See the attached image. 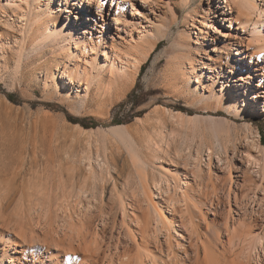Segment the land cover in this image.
<instances>
[{
    "label": "rangeland",
    "instance_id": "obj_1",
    "mask_svg": "<svg viewBox=\"0 0 264 264\" xmlns=\"http://www.w3.org/2000/svg\"><path fill=\"white\" fill-rule=\"evenodd\" d=\"M221 1L220 5L223 6L225 0ZM132 2L142 15L137 21H140L144 26L149 25V19L153 20V13L166 20H170L172 16L167 2L169 5L177 7L175 16L177 25L174 27L173 38L179 35L187 42V46L184 47V68H182L183 59H176L172 55V40L166 39L157 43L154 51L143 64L145 67L142 74L140 72L136 75L130 74L117 82H112L107 72L100 69L98 61L103 62L105 60L102 55L96 61L92 57L93 55L89 54V59L87 58V60L90 63H84L74 58H67L65 52L59 51L57 48L43 49L42 51L29 53L26 57L22 58L20 60L19 72H16L15 63L17 55H10V53L2 54L0 51V195L2 194L1 198H5L0 199V205L7 206L1 208L3 210L0 209V212L2 211L0 213V222L4 220L10 222L13 220L15 224L18 222L16 225L24 224V230H26L25 232L30 237L35 238V236H38L36 238L42 240L45 234L53 235V238L55 237L54 240H57L64 237V234H69L66 231L67 228L64 226L66 223L64 224V222H66L67 216L70 213L71 215L73 214L72 217L75 220H78L80 215L81 217L87 215L90 217V229H92L90 231H96L95 233L100 235V230L103 228L105 230L104 235H101L99 239L100 241L102 240V243L100 242L102 250L105 249L107 251V249H111L112 251V247H114L117 241L111 233L116 235V232L119 231H124L125 233L127 228L131 231L135 229L132 221H127V223H123L122 225V211L126 209V213H133V216L141 220L146 215H150L149 195L154 198V202L157 203L159 200L157 199L156 188L153 186L155 185L154 182L161 180L163 171L166 172L167 169L173 172L174 168H183V157L186 152L184 149L189 148V150L194 152V150L199 148L202 170L204 171L202 175L205 180L204 184H207L204 190L210 193L209 196L214 197L211 184L215 181V176L219 178V181L216 183V194L220 199L221 205L217 214L218 216L214 215L215 223L219 227L224 225L227 216V206L229 205L227 196L225 195H227L229 190L230 193L235 191L238 198H242L241 203L243 202V205L241 206L245 209L247 208V211L244 212L245 209L241 210L242 212H238V215H234V217L240 219L251 217L253 219V221L251 220L252 228L254 227L253 231L256 234L263 233L264 173L262 174L261 171H264V162L260 159L261 152L264 150V115H261L263 105L260 107L255 106L256 112L254 114L256 117L251 118L250 115L251 119L249 118V122L235 120L233 115L229 114L225 109V99L228 97L236 99L237 97L235 87H229L232 83L226 82V76H232L237 82L246 80L245 82L256 85L261 78L260 74L263 72L259 71L258 73L257 71L250 70L247 67V60H245L246 65H239V62L235 64L230 59L226 67H224V77L217 76L214 73L213 75L212 72L203 68L211 63L208 57L217 59L214 49L218 44H221V37L219 38L214 31V23H216L221 31L228 33L230 31V35L235 36L238 32L232 28L226 29L227 27L225 28L224 26H228L227 22H222L221 20L217 22V17H213L215 15L213 7L209 11L210 16H204L201 6L207 8L208 0H194L189 9L186 10L179 5L180 0H145L146 4L142 3V5H139V0H133ZM58 4L59 0H52L50 2L49 6L54 10V13L49 17L44 16L45 21H50L48 18H51L55 22L65 20L64 17L67 13L63 12V10L62 12H58ZM109 5L110 0H107L99 12L103 16L104 22L97 16V8L92 6L89 13L93 20H91L92 22L90 21V24L94 25V27L88 30L92 32V37H95L96 34H99L97 30L101 31L100 26H102L103 22L106 47H110L112 43H115V46L118 48L125 49L123 48L125 44L130 42L129 33L119 32L115 29L113 19L116 6L111 5L112 7L109 8ZM60 6L73 13L70 16L72 24L75 21V17H81V13H84L81 8L70 5L67 0H64ZM130 9L128 6L124 15L128 20L131 19L129 15ZM188 12L194 18V26L201 28L204 34H199L192 26H188L189 28H187L188 23H192L190 20H188V23H185ZM199 14L202 15V18L198 17ZM196 20H204L205 24L201 26ZM190 27L200 38L202 37L200 39L201 44L197 45L202 52V61L196 62L193 60L195 55H191V46L195 44L188 40L184 33L185 31H189L192 40L195 39L196 35L188 30ZM232 27L236 28L237 25L232 23ZM0 33L7 34V31L3 27H0ZM132 36L136 39L137 33H133ZM148 45L149 42L144 43L142 50L147 52ZM187 58H192L195 70L203 71L199 84L205 87L204 91L196 88L195 79L189 74ZM158 59H161L160 63H156ZM6 60H10L11 63L7 65L5 63ZM60 61L65 62V64H71V67H76L79 64L83 68L86 67V69L92 70V74L86 77L88 82L81 80L83 85L77 83L71 86L63 78L62 69L59 68L58 71L54 70L57 67V62ZM242 72H245V75H242ZM52 73L56 74L55 78L58 82L53 80ZM99 74L103 78H100ZM176 78L182 80V82H178ZM86 82L88 83L87 92H85ZM220 82H223L225 93L224 91L222 93L217 91L221 84ZM78 89L79 92L77 91ZM262 91L264 90L262 89ZM132 92L135 93L132 94L130 101L127 102L126 98ZM7 95L11 96L14 102L9 101ZM242 98L243 94L240 97L238 96L240 105H242ZM259 100L262 102L263 98L260 97ZM132 101H135L137 106L132 107ZM251 101H246V104L249 106ZM195 115L204 116V118L211 116L227 119V123L232 126L233 135L237 138L236 142H234L236 143L235 146L231 143L227 144L229 157H231L233 148L236 147L237 150L247 151L252 154L253 158L260 159L262 168L259 169V172H256L253 161L246 166L247 176H251L250 178L253 179L252 181L257 184L255 186L259 189L255 195L258 198L261 197L260 199L263 200L260 208L257 206V198L254 196V186H250V188L248 185H244L242 177L238 178V182L243 184L241 188H236L233 184L229 189L230 180L228 171L225 169L220 171L216 164V156L219 155L223 158L224 153L221 151L222 149L215 148L214 144H212L214 154L210 167L212 180L209 179L207 147L201 144L202 137L200 133H204V136H207V140L210 143L211 135L207 134L206 131L208 122L199 120L196 122L197 124H194L192 119L188 120L187 116L194 117ZM69 118L82 120L83 124L93 127L84 128L80 124L71 122ZM118 125H123L126 132H131L137 136L142 154L148 163L146 168L142 169L144 173L135 166L134 161H131L132 159L128 150H126L120 141L121 135L110 133V128ZM246 125L249 127V130L245 128ZM161 130L163 134L160 138L158 134ZM184 132L189 135L186 144L180 138V134L184 135ZM193 132L197 134L193 136ZM256 132L259 133V144L256 143ZM171 133L174 136H171ZM117 134L118 136H116ZM156 142L160 147L158 149L159 154L155 157L151 145ZM253 142L259 147L257 146L256 148L255 145H252ZM159 157L163 161H159ZM233 159L234 163H237L236 159ZM223 162L224 160L221 163ZM89 163L98 173H100V170L97 167L101 163H105L108 167L100 173L103 179L96 182L95 188H92L90 178L89 180H85L88 177L86 175V168ZM139 175L142 177L141 179ZM142 175H145V178ZM239 175H241L239 172L237 173L235 170L231 171L230 177L232 182ZM224 178L226 182H224ZM82 180L86 181L85 185L87 186H84L85 188H82V192L80 191V193L77 192V189L81 186ZM141 180L145 181V184L142 183L143 181L140 182ZM100 181L102 183H99ZM141 183L144 186L141 185L142 188L140 186ZM70 188L71 191L68 192L67 190H70ZM88 191L91 192L88 193ZM67 196L68 198H66ZM65 199L66 201H64ZM1 200L3 203H1ZM35 201L36 203L34 204ZM60 201L68 203L66 204L67 207H65L66 205L63 202L64 207L62 208L63 205ZM47 202H50L48 205L51 207V210H49L51 212L46 208L48 206ZM233 204L232 198L230 201V211L232 214V210L236 209ZM123 207L125 209L122 210ZM251 208L254 209L253 212ZM71 209L75 210L71 211ZM67 212L70 213L67 214ZM2 214L4 217H2ZM47 214L50 216H47ZM20 215H22L21 219H19ZM151 215L150 218L154 220L155 217ZM166 215L169 216L167 213ZM6 217H8V220L5 219ZM130 217L132 218L131 215ZM205 218L206 220H211L213 219V214L207 213ZM16 219L19 221H16ZM20 220L24 222L22 221L21 223ZM13 221L11 222L13 223ZM12 226L15 225L11 224L9 229ZM198 230L203 233L205 231V223H200ZM47 232L49 233L47 234ZM110 236L111 238H109ZM125 237H122L119 241V251L125 249L127 243L128 246L132 245L129 237ZM6 238V236L1 238L0 235V253H2L1 250L4 248L3 240L5 241ZM12 238L9 236L7 240L10 241ZM221 239L225 240V237L221 235ZM184 244L187 245V243ZM254 245L246 253V258L248 259L246 264H264V247L257 245V243ZM218 250H220L219 247ZM52 252L55 253L56 251L52 250ZM132 253H134V250H132ZM16 255H20V253ZM200 255L202 258V250H200ZM258 255L260 256L259 258ZM39 257L44 258L45 262L49 263V256L46 255L45 257L42 255Z\"/></svg>",
    "mask_w": 264,
    "mask_h": 264
},
{
    "label": "bare ground",
    "instance_id": "obj_2",
    "mask_svg": "<svg viewBox=\"0 0 264 264\" xmlns=\"http://www.w3.org/2000/svg\"><path fill=\"white\" fill-rule=\"evenodd\" d=\"M106 1L107 0H67L70 5L79 7L84 12L81 13V17H75V21L72 24V22H70V16L73 13L60 6L64 0H59L57 11L62 12L63 10V12L67 13V15L64 17L65 20L57 22L51 20V18H48L50 21L44 20V16L49 17L54 13V10L51 8V6H49L52 0H0V27H3L7 31V34L0 33V51L2 54L10 53V55H17V61L15 63L16 72H19L20 60L22 58L26 57L29 53L42 51L43 49L57 48L59 51H64L67 58H74L77 59V61H83L84 63H90V61L87 60L89 54H91V56L93 55L92 57L95 58L96 61L99 60L98 57L102 55L104 56L105 60L103 62L98 61L100 64V69L107 72L112 82H117L121 78H124L130 74H138L142 65L148 60L150 54L154 51L157 43L166 39L172 40V55L176 59H183L182 68H184V47L187 46V42L184 41V38L182 39L179 35L173 38L174 27L177 25V19L175 18L177 9L176 6H171L167 2L172 16L170 20H166L163 17L153 13V20L149 19V25L144 26L140 21H137L142 15L132 2L133 0H110L109 8H111L113 5L116 6V12H114L113 19L115 22V29L119 32L129 33L128 35L130 36V42H127L126 44L124 43L125 47L123 48L125 49H120L115 46V43H112L110 47H106L103 28L104 18L99 13L102 5L105 4ZM192 1L194 0H180L179 5L186 10L189 9ZM220 2L222 3L221 0H208L207 8L202 7L201 4L199 5L201 6V9L203 8L202 12L204 13L205 17L210 16L209 11L213 7L215 13L213 17H217L216 21L218 22L221 20L222 22H227L228 26H224L225 28L227 27L226 29L232 28L238 32L235 34V36L230 35V31L229 33L226 31H221L216 23H214V31L217 33L219 38L221 37V44H218V46L214 49L217 54V59H211L208 57L211 65L207 64V66H204L203 68L207 69L209 72H212V74L214 73L215 75L217 74V76L224 77V67H226V64L230 61V59L233 60L235 64L239 62V65H246L245 60H247V67H249L250 70L257 71L258 73L259 71L263 72L260 74L261 78L256 85L245 82L246 80L237 82V80H235V78L232 76H226V82L232 83L229 85V87H235L237 97L236 99L232 97L226 98L225 109L229 114L233 115L235 120L249 122L250 115L251 118L256 117L254 113L256 112L257 106L260 107L263 105L261 115H264V91H262V89L264 90V0H225L223 6L220 5ZM142 3L146 4L145 0H139V5H142ZM92 6L97 8V16L101 18V21H103L102 26H100L101 31L97 30V33L99 34H96L95 37H92V32L88 30L94 27V25L92 26L90 24V21L93 20L89 13L91 12ZM128 6L131 8V12L129 13L131 16L130 20L126 19V16L124 17L126 14L125 10L128 8ZM198 17L202 18V15L199 14ZM186 18L187 19L185 20V23H188V20L192 22L188 23L187 28H189L188 26H192L198 31L199 34H204L201 28L194 26V18L189 14V12L188 15H186ZM197 22L201 26L205 24L204 20H199ZM232 23H235L237 27H232ZM188 30L196 35V38L192 40L189 31L184 32L187 39L195 44L191 46V55H195L193 60L196 62L202 61V52L197 46L201 44L200 39L202 37L200 38L198 34L195 33V31H192L191 27ZM133 33H137L136 39L134 36H132ZM203 39L205 40V38ZM148 42L149 45L147 52H145L142 50V47L144 43ZM191 59L192 58H187L189 74L194 77V83L197 84L196 88H200L202 91H204L205 87L199 84L201 82L199 79L202 78L203 71L195 70V65ZM160 62L161 59L156 60V63ZM5 63L8 65L11 63V61L6 60ZM56 65L57 67L54 70L58 71L59 68L62 69L63 78L67 80L71 86L77 83L83 85L81 80L88 82L86 77L92 74V70L88 68L86 69V67L83 68L79 64L76 67H71V64H65V62L60 61L57 62ZM241 71H243V69H241ZM244 73L245 72H242V75H245ZM55 75V73H52L53 80H56ZM99 77L103 78L102 75ZM176 80L178 82H182V80H178L177 78ZM87 82L85 84V92H87ZM220 83L221 84L219 85L217 91L222 93L224 91L223 82ZM77 91L79 92V89ZM225 92L226 91H224V93ZM242 94V105H240V102H238V96L240 97ZM260 97L263 98L262 102L259 100ZM249 100L252 101L248 106L246 101ZM167 113H169V111H167ZM187 117L188 120L192 119L194 124H197L196 122L199 120L208 122L206 131L207 134L211 135V143L207 140V136H204V133L201 131L200 136L202 137L201 144L207 147V166L209 168V179H211L210 167L214 154L212 144H214L215 148L222 149L221 151L224 153L223 158L219 155L216 156V164L218 165V169H220V171L222 169L228 171L230 180L229 189L233 184L236 186V188H241L243 184L238 182V178L242 177L244 185L246 184L249 187L254 186V196L257 198V206L260 208L261 202L263 200L260 199L261 197L258 198L255 195L256 191L259 189L257 186H255L257 184L252 181L253 179L250 178L251 176H247L246 166L251 161H253L256 172H259V169L262 168L261 161L263 160L264 162V150L261 152V161L260 159L257 160L256 158H253L252 154L247 151L237 150L236 147L233 148L231 157H229L227 144L231 143L235 146L236 143L234 142H236L237 138L233 135L232 126L227 123L226 118H214L211 116L204 118V116L199 115ZM245 128L249 130L247 125ZM111 132L112 134L118 133L119 136L121 135L120 141L125 146L126 150H128L132 159L131 161H134L135 166L140 170L145 169L148 163L142 154L137 136L131 132H126L123 125L111 127L110 133ZM197 133L193 132V136ZM118 134L116 136H118ZM162 134L163 131L161 130L158 134V137L161 138ZM171 136L174 135L171 133ZM255 137H257L256 143L259 144L258 132L255 133ZM180 138L184 144H186L189 135L184 132V135L182 133L180 134ZM149 142L151 141L149 140ZM254 142L252 145H255L257 148L258 145L256 143L254 144ZM159 147L160 146H158L157 142L151 145V149L155 157L159 154ZM184 151L186 152L184 153L183 157V168H174L173 172L167 169L168 172L166 170V172L163 171L161 180L154 182L155 185L153 186L156 188L157 199H159L156 203L154 202V198L149 195L151 207V212L149 213L153 214L150 215L155 217L154 220L150 218V215H146L145 218L142 217L144 219L141 220L140 218L133 216L132 212V214L126 213V209L124 207L122 208V210L125 209L122 211V225L123 223H127V221H132V225L135 227V229L131 231L127 228L125 233L124 231H119L116 232V235L111 233L112 236H115L117 241L114 247H112L113 252L111 249H107V251H105V249L102 250V240L100 241L99 239L101 238V235H104V228L100 230V235L95 233L96 231L92 232L90 231L92 229H90L89 216L83 215V217H81L80 215L78 220H75L72 217L73 214L71 215L70 212H67V214L70 213V215L67 216L68 219L66 222H64V224H66L63 225L67 228L64 229H66L69 234L65 231L67 234H64V237L57 240H54L55 237L53 238V235L51 236L45 234L43 235L44 239L42 240L40 238H36L38 236H35V238L30 237L25 232L26 230H24V224L16 225L18 222L15 224L13 220H11L13 223L11 221L6 222L5 220L0 222L1 238H4V236L7 237L5 241L3 240L4 248L1 250L2 253H0V264H246L248 260L246 258V253L252 245L253 246L251 248L255 246V243L261 247H264V232L262 231L263 233L256 234L253 231L254 227L252 228L251 225L253 219H251V217H244L243 219L234 217V215H238V212L244 210L245 208L241 206L243 205V202L241 203L242 198H238L235 191L230 193V190L227 195H225L227 196L229 203L227 206V216L225 223L221 227L215 223L214 215L216 216L219 213L221 205L220 199L216 194V183L219 181V178L218 176H215V181H213L211 184L214 197L211 195L209 196L210 193H207L206 190H204L207 184H204L205 180L202 175L204 171L202 170L199 148L194 150V152L189 150V148L186 150L184 149ZM86 156L85 158H87ZM233 158L236 159L237 163H234ZM159 159V161H163L161 160V157H159ZM223 160L224 162L221 163ZM92 167L90 163L87 165L86 175H88V177L85 178V180H89L90 178V183L92 184L91 186L92 188H95L94 186L96 182H98L100 179H103L100 173L103 171V169H107L108 167L105 163H101V165L97 167L100 170V173H98V171ZM233 170L241 174L236 176L237 178L234 182H232L230 177L231 171ZM261 172L262 174L264 173V171ZM143 177L145 178V175ZM141 178L142 177H140V179ZM85 180H82L83 184L81 181V186L77 189V192H82V188L87 186L85 185ZM142 181L143 180L140 182ZM224 182H226L225 178ZM99 183L102 182L100 181ZM142 183L145 184V181ZM207 188L209 189V187ZM67 191L70 192L71 188ZM89 192L91 191H88V193ZM1 196L2 194L0 195V199H3L4 197L1 198ZM68 196L66 198H68ZM69 197L71 198V196ZM30 198L28 199V202ZM232 198L234 202L233 205L236 208L235 210H232L233 214L230 211V201ZM64 201H66V199ZM63 202H61L63 205H61L62 208L64 207ZM1 203H3V201ZM48 203L50 204V202H47V205ZM66 204L68 203H65V205ZM3 207L7 206L2 205L0 209ZM65 207H67V205ZM46 208L48 211L51 210L50 205H48ZM246 209L244 212L247 211ZM73 210L75 209H71V211ZM253 210L254 209L251 208L252 212ZM0 213H2V211ZM166 213L169 216H167ZM207 213L213 214V219L206 220L205 215ZM3 214L2 217H4ZM48 214L47 216H50ZM21 216L22 215H20L19 219L22 218ZM5 219L8 220V217ZM17 220L18 219H16V221ZM22 221L20 220L21 223ZM200 223H205V231L203 233L198 230ZM11 224H14L15 226H12V228L9 229ZM48 233L49 232H47V234ZM221 235L225 237V240L221 239ZM9 236L13 237L10 241L7 240ZM124 236L129 237L132 245L128 246L127 243L125 246L126 248L122 251H119V241ZM109 238H111V236ZM184 243H187V245ZM218 247L220 250H218ZM52 250L56 252L53 253ZM132 250H134V253L131 254ZM200 250H202V258L200 255ZM18 253H20V255H16ZM42 255L45 257L46 255L50 257L49 263H46L44 258L39 257ZM259 257L260 256L258 255V258Z\"/></svg>",
    "mask_w": 264,
    "mask_h": 264
},
{
    "label": "trees",
    "instance_id": "obj_3",
    "mask_svg": "<svg viewBox=\"0 0 264 264\" xmlns=\"http://www.w3.org/2000/svg\"><path fill=\"white\" fill-rule=\"evenodd\" d=\"M144 67H145V65H143V66L141 67V69H140V74H142V73L144 72ZM133 93H135V92H132L130 95L127 96V98H126V101H127V102L130 101V98H131V96H132ZM7 98H8L9 101L14 102L11 96L7 95ZM135 106H137L136 103H135V101H132V107H135ZM69 120H70L71 122H73V123L80 124V125H81L82 127H84V128H90V127H93V126H88V125L83 124V123H82V122H83L82 120H77V119H76V120H73V119H70V118H69ZM117 124H119V123H117Z\"/></svg>",
    "mask_w": 264,
    "mask_h": 264
}]
</instances>
